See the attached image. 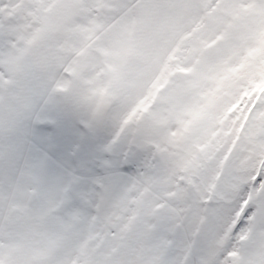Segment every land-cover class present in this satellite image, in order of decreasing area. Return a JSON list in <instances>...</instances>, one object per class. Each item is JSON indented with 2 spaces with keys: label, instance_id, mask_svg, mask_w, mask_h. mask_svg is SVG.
Masks as SVG:
<instances>
[{
  "label": "snow or ice",
  "instance_id": "snow-or-ice-1",
  "mask_svg": "<svg viewBox=\"0 0 264 264\" xmlns=\"http://www.w3.org/2000/svg\"><path fill=\"white\" fill-rule=\"evenodd\" d=\"M0 264H264V0H0Z\"/></svg>",
  "mask_w": 264,
  "mask_h": 264
}]
</instances>
